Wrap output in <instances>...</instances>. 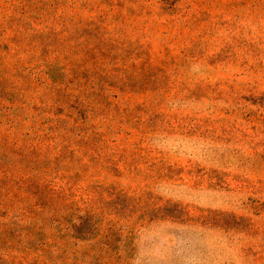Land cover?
<instances>
[{
    "label": "rangeland",
    "instance_id": "374dc122",
    "mask_svg": "<svg viewBox=\"0 0 264 264\" xmlns=\"http://www.w3.org/2000/svg\"><path fill=\"white\" fill-rule=\"evenodd\" d=\"M0 264H264V0H0Z\"/></svg>",
    "mask_w": 264,
    "mask_h": 264
},
{
    "label": "trees",
    "instance_id": "16d2710c",
    "mask_svg": "<svg viewBox=\"0 0 264 264\" xmlns=\"http://www.w3.org/2000/svg\"><path fill=\"white\" fill-rule=\"evenodd\" d=\"M55 213H56V211H55Z\"/></svg>",
    "mask_w": 264,
    "mask_h": 264
}]
</instances>
